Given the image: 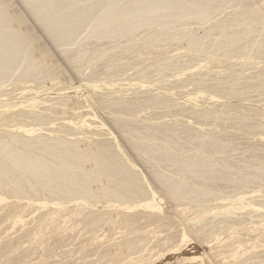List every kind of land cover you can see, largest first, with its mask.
Returning a JSON list of instances; mask_svg holds the SVG:
<instances>
[{"label": "bare ground", "instance_id": "1", "mask_svg": "<svg viewBox=\"0 0 264 264\" xmlns=\"http://www.w3.org/2000/svg\"><path fill=\"white\" fill-rule=\"evenodd\" d=\"M22 4L60 58L0 0V264H264V0Z\"/></svg>", "mask_w": 264, "mask_h": 264}, {"label": "rangeland", "instance_id": "2", "mask_svg": "<svg viewBox=\"0 0 264 264\" xmlns=\"http://www.w3.org/2000/svg\"><path fill=\"white\" fill-rule=\"evenodd\" d=\"M11 1V6L13 7V9L15 8L16 10H18V11H22V13L24 14V16H26V18L28 19L27 20V23L29 24V26H33V28L36 30L35 32H37V34L40 36V39L42 40V41H47V44H48V42H50L49 40H48V38H47V36H46V34L45 33H43L42 32V29L40 28V27H38V25H37V23L35 22V19H34V17L30 14V12L24 7V3L22 4V2H23V0H10ZM16 1V2H15ZM16 3V4H15ZM14 4H15V6H14ZM20 6H22V7H20ZM11 7V8H12ZM26 12H27V14H26ZM29 12V13H28ZM37 25V26H36ZM36 26V27H35ZM196 27H198V26H196ZM41 29V30H40ZM45 34V35H44ZM45 38H47V39H45ZM45 39V40H44ZM51 44V42L48 44L50 47H51V49L54 51V53H55V55H56V57L57 58H60L59 57V55H57L58 53H57V51H56V49L53 47L52 48V44ZM56 51V52H55Z\"/></svg>", "mask_w": 264, "mask_h": 264}]
</instances>
